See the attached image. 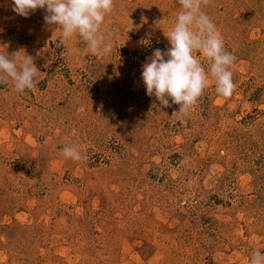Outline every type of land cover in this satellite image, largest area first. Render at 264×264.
<instances>
[{
    "label": "rangeland",
    "instance_id": "rangeland-1",
    "mask_svg": "<svg viewBox=\"0 0 264 264\" xmlns=\"http://www.w3.org/2000/svg\"><path fill=\"white\" fill-rule=\"evenodd\" d=\"M180 10L115 0L102 57L79 38L58 46L44 10L25 18L0 0V54L23 49L39 70L33 90L0 83V264H249L264 253V0L202 6L236 57L235 90L221 97L209 75L182 118L141 79ZM67 145L85 158L66 160Z\"/></svg>",
    "mask_w": 264,
    "mask_h": 264
},
{
    "label": "clouds",
    "instance_id": "clouds-1",
    "mask_svg": "<svg viewBox=\"0 0 264 264\" xmlns=\"http://www.w3.org/2000/svg\"><path fill=\"white\" fill-rule=\"evenodd\" d=\"M210 2L179 0L181 10L165 34L170 47L166 51L155 49L142 65L146 94L165 108L178 105L172 116L182 118L194 109L208 86L209 75L221 97L230 98L235 90L231 69L236 57L225 50L222 35L202 10ZM114 6L115 0H11V10L17 16L27 18L38 9L44 10L45 23L60 30L58 46L79 38L92 54L102 57L112 53L116 39L115 32L102 27ZM194 53H199L204 63ZM38 72L33 58L23 49L0 54V83L10 79L17 92L35 89ZM83 149V145H67L61 153L66 160L78 162L85 158ZM249 264H264V253L255 250Z\"/></svg>",
    "mask_w": 264,
    "mask_h": 264
}]
</instances>
